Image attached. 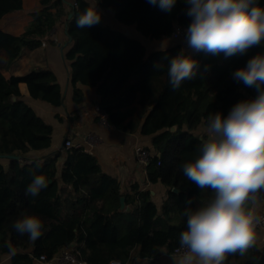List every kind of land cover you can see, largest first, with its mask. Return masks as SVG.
<instances>
[{"label":"trees","instance_id":"16d2710c","mask_svg":"<svg viewBox=\"0 0 264 264\" xmlns=\"http://www.w3.org/2000/svg\"><path fill=\"white\" fill-rule=\"evenodd\" d=\"M39 4L23 35L14 37L0 30V262L8 255L11 264H32L41 257L51 261L66 248H72L85 264L154 260L163 248L173 253L186 228L183 211L199 207L212 195L188 180L181 165L198 155L205 137L197 131L206 127L210 113L226 116L236 103L256 96L253 88L234 80L232 73L252 56L264 53V45L227 58L185 52L197 61L196 76L173 90L168 61L183 49L182 41L152 54L155 62L163 64L153 71L145 58L146 48L137 39L105 26L101 13L97 12L100 22L90 28L77 27L76 18L90 7L109 10L119 24L133 26L144 38L161 40L171 38L176 28L184 32L190 24L186 0H176L171 12L147 0H95L96 6L87 0H39ZM22 9V0H0V21ZM57 23L65 26L73 42L65 53V59L72 62V85L96 89L98 108L109 126L151 136L152 149L145 150L151 155L147 181L166 189L161 207L138 184L124 192L116 179L102 172L95 157L83 150L64 148L61 153L30 155L51 148L52 128L23 101L19 84L27 86L32 99L52 106L62 104L61 89L49 69L20 77L4 73L23 46H40ZM74 95L79 98V90ZM61 158L65 161L59 167ZM37 175H44L48 186L38 196L26 195ZM24 214H35L42 221L41 235L34 241L13 227ZM224 264H264V247L253 246L244 256L229 255Z\"/></svg>","mask_w":264,"mask_h":264},{"label":"clouds","instance_id":"9594fccd","mask_svg":"<svg viewBox=\"0 0 264 264\" xmlns=\"http://www.w3.org/2000/svg\"><path fill=\"white\" fill-rule=\"evenodd\" d=\"M162 11L171 12L176 0H147ZM191 18L184 30V41L194 52L225 58L245 55L264 45V4L259 0H186ZM100 22L95 7L76 18L79 28ZM156 70L163 68L155 65ZM197 61L181 51L168 61V81L173 90L196 76ZM256 92L254 98L236 103L225 116L210 113L205 138L198 155L182 163L183 175L211 197L199 207L186 208L182 215L186 228L179 235L181 254L173 264H224L229 255L244 256L256 243V208L264 193V53L248 59L232 73ZM40 164H37L39 167ZM48 186L44 175H37L25 190L38 196ZM191 203V201H189ZM16 232L36 240L43 227L35 214H24L13 225Z\"/></svg>","mask_w":264,"mask_h":264},{"label":"crops","instance_id":"0c3cea01","mask_svg":"<svg viewBox=\"0 0 264 264\" xmlns=\"http://www.w3.org/2000/svg\"><path fill=\"white\" fill-rule=\"evenodd\" d=\"M95 5V0H87ZM39 0H22V12L10 15L0 21V30L14 37L23 35L29 27L31 13L38 10ZM103 23L115 32H120L128 37L137 39L146 48V60L153 71H158L155 65L161 64L153 60L152 54L156 51L166 50L178 40L165 38L151 40L142 37L136 29L119 24L111 11L103 10ZM45 46L40 45L34 49L23 46L19 57L12 63L5 76L20 77L38 69H49L56 78L62 93V104L52 106L43 101L34 100L29 96L27 86L19 84V91L23 101L52 128L51 148L42 152H31L30 155H47L61 153L64 142L69 140L73 146L95 157L104 174L116 179L124 192L130 191L132 184H138L143 191H150L153 201L161 207L166 198V189L160 184H150L147 181L146 165L139 163L135 151L137 148L151 151V136H143L139 131L129 132L115 129L102 124L96 116L95 108L98 107L99 96L95 88L71 83L72 62L65 59V53L72 47L73 42L66 34L65 26L57 23L45 36ZM185 52H188L185 41H182ZM243 66L244 63H238ZM163 65V64H162ZM80 92V97L75 98L74 90ZM197 134L205 137V127H199ZM65 158L58 161L61 167ZM264 209V199L260 198L256 213ZM259 249L264 247V229H256V243ZM174 254L161 249L159 257L154 260L136 259L131 264H173L171 257ZM178 256V255H176ZM0 264H11V256L2 258ZM32 264H57L54 260L41 262L34 260Z\"/></svg>","mask_w":264,"mask_h":264},{"label":"built area","instance_id":"2783aa9c","mask_svg":"<svg viewBox=\"0 0 264 264\" xmlns=\"http://www.w3.org/2000/svg\"><path fill=\"white\" fill-rule=\"evenodd\" d=\"M183 37H184V32L178 28H176L171 35V38L173 40H179V39H182ZM45 40H46L45 37L40 40L41 45L45 46L46 44ZM95 113H96L97 118L102 124L108 125L106 121V115L98 107L95 108ZM64 148L66 149L75 148L77 150H80V147L73 146L69 140L64 142ZM135 154H136V158L139 161V163L143 165H147L148 159L151 156L149 152H146L142 148H137L135 151ZM256 215L259 218V223L256 225V229L262 230L264 229V209L260 211L259 213H256ZM172 254L180 255L181 254L180 248L175 249ZM38 260L41 262H45V263L50 262V261H45L43 257H41ZM52 260H54L57 264H85L83 261H81L77 257V255L74 253V250L72 248H66L65 250L61 252L60 255L56 256ZM111 264H119V263L112 262Z\"/></svg>","mask_w":264,"mask_h":264},{"label":"water","instance_id":"95a60500","mask_svg":"<svg viewBox=\"0 0 264 264\" xmlns=\"http://www.w3.org/2000/svg\"><path fill=\"white\" fill-rule=\"evenodd\" d=\"M96 11H97L98 13H101L102 15L105 14L104 11H103V9H101V8H96ZM69 18H71V15H69ZM127 35H129V33H126V36H127ZM175 130H176V127H172V128H171V131H172V132H175ZM12 158H15V159H21V157H15V156H13ZM121 203H123V200H121ZM127 210H129V209H127Z\"/></svg>","mask_w":264,"mask_h":264},{"label":"rangeland","instance_id":"374dc122","mask_svg":"<svg viewBox=\"0 0 264 264\" xmlns=\"http://www.w3.org/2000/svg\"><path fill=\"white\" fill-rule=\"evenodd\" d=\"M183 39H184V37H183L182 39H179V41H184ZM188 53L191 54V55H193V54H195L196 52H194V51H192L191 49H189V50H188Z\"/></svg>","mask_w":264,"mask_h":264}]
</instances>
